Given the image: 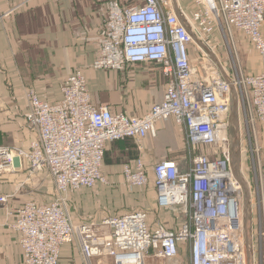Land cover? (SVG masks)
I'll list each match as a JSON object with an SVG mask.
<instances>
[{
	"label": "built area",
	"instance_id": "1",
	"mask_svg": "<svg viewBox=\"0 0 264 264\" xmlns=\"http://www.w3.org/2000/svg\"><path fill=\"white\" fill-rule=\"evenodd\" d=\"M190 1L193 10L186 16L175 12L171 0H105L99 55L91 67L121 71L129 65L152 63L167 80L162 100L142 116L93 104L79 69L66 77L58 100L41 99L32 89L27 92L24 119L37 137L26 148L0 146V174L11 170L18 158L31 174L45 171L54 184V194L49 203L30 201L15 210V221L9 226L18 234L23 264H61L60 250L71 242L85 264H143L149 250L172 259L180 244L187 249V264H246L245 194L232 171L229 82L238 93V113L249 140L248 128L254 122L264 136V0ZM232 30L244 35L256 50L260 69L249 74L240 67L234 66L230 72L222 66L230 76L227 82L190 32L208 45L214 31L227 39ZM192 48L198 53V66L191 60ZM168 119L184 131L186 157L183 164L159 160L151 173L158 208L179 207L183 211L178 227H148L147 213L142 210L113 214L97 225L73 223L66 195L80 188L91 189L97 182L107 183L101 171L105 146L127 137L153 136L155 123ZM239 127L238 122L239 176L250 193L248 216L256 211V236L262 239L264 156L261 160L259 152H264V145L254 136V146L249 144L253 169L244 168ZM122 175L124 183L132 187H144L150 181L140 159L124 163ZM7 197L1 195L0 204ZM101 227L107 233L99 232Z\"/></svg>",
	"mask_w": 264,
	"mask_h": 264
},
{
	"label": "crops",
	"instance_id": "2",
	"mask_svg": "<svg viewBox=\"0 0 264 264\" xmlns=\"http://www.w3.org/2000/svg\"><path fill=\"white\" fill-rule=\"evenodd\" d=\"M173 8L176 13L187 16L193 10V3L175 0ZM106 11L105 0H0V146L28 147L37 135L24 119L27 92L32 89L41 99L58 100L62 83L77 69L84 73L93 104L107 106L112 112L142 116L153 103L162 100L167 80L158 65L141 63L126 66L121 71L91 67L99 55ZM235 33L240 34L232 30L229 37ZM220 38L221 34L214 31L207 42L220 65L229 70L224 61L225 50L215 49ZM249 64L254 67L249 74L260 69L257 59ZM239 119L243 121L241 115ZM154 131L153 136L147 133L139 139L127 137L105 146L102 174L109 183L118 186L123 197L118 198L114 190L103 193L99 186L96 188L101 189L100 195L99 190L94 189L91 190L93 196L88 193L70 196L69 192L67 209L73 223L97 225L104 217L113 215L103 210L107 206L101 201L105 197L103 194H111L108 203L118 214L142 210L147 213L148 227L154 228L157 224L170 229L178 227L184 219L183 211L179 207L158 208L154 186L125 192L124 163L140 159L152 179V167L159 160L184 162L186 149L182 128L168 119L156 122ZM53 194L50 176L45 171L29 173L25 163L18 158L14 159L11 170L0 174V196H8V200L0 204V264H23L18 234L9 226L15 221L17 207L30 201L49 203ZM246 224L251 247L249 264H260L256 257L263 252L261 248L256 250L259 241L255 210L248 216ZM99 232L107 233L103 227ZM143 259V264L188 263L183 244L172 259L161 257L155 250H149ZM59 261L61 264H85L74 242L61 248Z\"/></svg>",
	"mask_w": 264,
	"mask_h": 264
},
{
	"label": "rangeland",
	"instance_id": "3",
	"mask_svg": "<svg viewBox=\"0 0 264 264\" xmlns=\"http://www.w3.org/2000/svg\"><path fill=\"white\" fill-rule=\"evenodd\" d=\"M120 3L123 2H139V0H119ZM261 33L264 36V24L262 26L261 29ZM211 42V40H210ZM216 48L225 50L226 54H224V57L226 58L224 61L226 62V66H229V68L232 70V68L235 67H240L243 73H248L250 71H252V69H254L253 65L249 64V62L251 60H258L259 61V56L256 52V50L252 47V45L250 44V42L248 41V39L246 37H244L241 34L235 33L234 35L232 34V37H227V39L225 37L220 38L219 41V45ZM193 51V50H192ZM227 56V57H226ZM196 51L192 52V62L194 65L198 66L199 65V59L196 58ZM250 66H252L250 68ZM260 66V65H259ZM256 69V68H255ZM230 72H233L230 71ZM239 128H240V142L242 145V159H243V165L244 168L249 167L250 169H253V161H251V154H250V145H252V147L254 146V136L257 139V142L262 145H264V136L262 134V129H260L259 125H257L255 122L253 124V126H249V131L251 132V139L249 140L248 138V130L245 129V124L243 121H240L239 119ZM231 129V128H230ZM184 134V133H183ZM232 129L230 130V143L232 144ZM250 144V145H249ZM264 153V152H263ZM262 153V150L260 149V159L262 160V156H264V154ZM254 160L256 161V154L253 156ZM256 168H258L257 165V161H256ZM107 179V178H106ZM249 179L251 181V186L254 187V177L252 175V172L250 173ZM97 186H99L102 189L103 193H108L105 192L107 190H114L116 193V196H118V198L122 199V192H118V186L114 183H109V181H107V183H101V182H97L96 185L91 188V189H87V188H80V190L77 191H72L71 193H69L68 195H72L75 194L77 196H81L82 194L85 196L87 195V193L90 195H92L91 190H99V195L101 194V189L96 188ZM151 188L153 187V179L150 178V183L146 184L144 187H132V186H128L126 183H124V188H125V192H132L134 190H136L137 188L140 189H144V188ZM120 189V188H119ZM79 192V193H76ZM94 194V193H93ZM111 195V194H110ZM110 195L107 196L105 194H103V196H105L104 198H102V202H103V206H107L104 207V211L108 212L109 215L111 214H118V211L116 210H112V206L111 203L109 204L108 202H110ZM93 196V195H92ZM67 197V196H66ZM243 203L245 205V195H244V200ZM253 203L252 208L256 207L254 206L255 204V199H253V201L251 202ZM109 204V205H108ZM67 205V203H66ZM250 206V205H249ZM67 207V206H66ZM255 209V208H254ZM115 212V213H114ZM256 227V231L259 230V226H257V224L255 225ZM258 245L256 246V250L258 248H261V251L263 252L262 254L257 255L256 258H259V263L260 264H264V238L259 239L258 238ZM261 261V262H260Z\"/></svg>",
	"mask_w": 264,
	"mask_h": 264
},
{
	"label": "water",
	"instance_id": "4",
	"mask_svg": "<svg viewBox=\"0 0 264 264\" xmlns=\"http://www.w3.org/2000/svg\"><path fill=\"white\" fill-rule=\"evenodd\" d=\"M173 3H175V0H172ZM190 35H192L193 39L195 40L196 44L198 46H200L203 50H206L207 53L209 54L210 58L212 59V61L216 64V66L219 67V69L221 70L222 74H223V78L229 82L228 77L224 74L223 72V68L220 65V63L218 62V60L216 59V56L214 54V52L210 49V47L207 45V43L200 41L195 35L192 34V32H190ZM230 83V91H231V96L233 98L232 100V105H231V109H230V117H231V126L233 129V152H232V171H233V175L234 177H236L237 181L240 183L241 187H242V191L245 194V205H244V215H243V221H242V225H243V241H244V255L246 257L245 261L246 264H249V259H250V240L248 237V226H247V219H248V213H249V205H250V193H248V190L244 184V182L242 181L241 177L239 176V167H240V143H239V139L237 137L238 134V119H239V113H238V107H239V97H238V93L236 91V88L234 87V85Z\"/></svg>",
	"mask_w": 264,
	"mask_h": 264
}]
</instances>
